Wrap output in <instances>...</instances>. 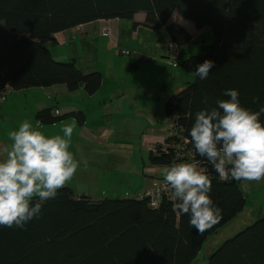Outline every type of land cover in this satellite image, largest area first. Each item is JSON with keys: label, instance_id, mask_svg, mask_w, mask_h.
I'll list each match as a JSON object with an SVG mask.
<instances>
[{"label": "trees", "instance_id": "16d2710c", "mask_svg": "<svg viewBox=\"0 0 264 264\" xmlns=\"http://www.w3.org/2000/svg\"><path fill=\"white\" fill-rule=\"evenodd\" d=\"M175 11L197 30L213 32L200 56L184 50L192 36L179 23L169 21ZM139 12L145 13L148 29L166 27L178 45L175 68H183L189 73L181 70L183 74L191 77L190 83L164 103L169 125L177 130V135L166 140L174 145L180 137L190 140L189 151L199 167L208 169L212 180L211 199L222 209L219 222L197 233L188 215L173 212V193L170 198L163 195L154 208L145 193L95 200L65 185L54 199L43 203L40 218L24 229L0 226V264H193L208 237L245 209L247 196L241 180L221 179L198 155L189 132L196 112L215 106L227 89L238 90L246 108L258 110L254 97L264 103V0H0V95L8 89H47L59 84L70 92L84 86L89 95L95 94L103 84V74L84 72L72 57L56 60L50 44L58 43L57 32L104 18L133 19ZM127 55L128 68L137 69L134 61L138 58L130 51ZM205 60L214 61L215 67L201 81L194 67ZM205 97L207 104L202 102ZM73 115L83 121V112ZM66 116L53 115L49 107L38 113L47 124ZM176 148L162 150L158 145L157 151L149 152L150 164H176ZM152 178L158 183L164 174ZM207 257L206 264H264V215Z\"/></svg>", "mask_w": 264, "mask_h": 264}, {"label": "rangeland", "instance_id": "374dc122", "mask_svg": "<svg viewBox=\"0 0 264 264\" xmlns=\"http://www.w3.org/2000/svg\"><path fill=\"white\" fill-rule=\"evenodd\" d=\"M143 13L144 12H142V14ZM142 14H140L138 18L142 17L141 19L144 22L145 15ZM178 16L181 17L177 11H175L169 21L179 23L181 27H183L186 32H190L192 36V40L184 46V50L189 55L200 56V54L203 53V44H209L213 32L210 28L202 29L199 31L202 33L199 37V34L201 33L189 24L187 27H184V24L178 20ZM116 19L122 18L116 17L109 19L108 22H104L101 26L100 24L94 25L93 31L89 33L90 38H88L85 43L92 45L98 50L96 57L93 60V63L95 62L96 64L94 65L96 66L94 68L98 69H93L99 70L103 74V78H105L107 74L110 75L114 72L113 78L115 80L121 79L120 81L123 83V87L120 89L124 91V94L128 95L123 96L117 91L112 93L117 86V83L115 82L110 86L109 92L107 93L108 95L106 96H103V94L98 95L101 91V87L93 95H89L85 91L84 86L80 88L84 91L77 89L72 91L73 93L66 89V92L69 94L72 93L73 101L69 98H65L64 101H72V107L69 105L61 107V110L63 111L81 110L85 112V121H82V119H79L80 121L77 119L75 120L76 123L80 125L79 129H83L85 134L83 146L90 147L94 152L97 151L98 148H101V146H97L93 141H101L102 143H105L109 150V154L113 158H111L110 161L109 173L107 170H104L102 172L103 175H100L99 177L87 174L90 180L83 181V179L79 177L78 182H74L75 179L72 177L71 180L65 184L68 185V187H71L75 193L84 194L96 200L112 198L113 195H115V198H123L125 196L133 198L138 195L142 196L143 193L146 194L154 184L157 185L156 188L158 189L166 185L165 183L159 184L161 181L156 183L155 180L152 179L150 180L147 189L144 191L142 189L146 179L149 178L150 175L152 177H155L158 174L162 176L166 168L165 166L157 167L149 162V152L157 151V145H159V143L163 144L162 150L168 147L169 145L166 139L169 137L168 135L171 131L175 129L174 125H169L167 116H165L164 103L170 95L178 93V91H180L187 82L190 83L191 80V77L186 75L189 73L183 68H178L179 71L176 72V63H174V61L177 59L179 52L178 49L174 50L171 45H168L169 42L174 41H170V39L166 41L158 36L157 33H154L155 35L153 36L150 32L145 33L142 31L140 33V39L133 38L132 40H125L122 43L123 47L117 49V45L112 41L114 36L110 35V30L113 33L111 20L115 21ZM123 20L128 21L133 19ZM133 22L139 24L136 21ZM98 28H101L99 32ZM156 38L159 40H155ZM81 41L82 38L79 37L78 43L80 46ZM105 41H107V48L115 50H107L105 48ZM109 43L114 45H108ZM157 45L160 46V48H158L160 49V52H157V49L153 50ZM86 46L88 47V45ZM72 49L76 52L74 45H72ZM65 51L66 50L60 51V58L68 61L69 58H63ZM129 51L131 53L135 51L142 56L146 55L145 58L150 59L141 61L135 60L134 63L137 65L141 66L145 61L155 62L145 67L142 66L139 70L129 69L127 66L130 57L127 55V52ZM149 51H153L151 52L153 54L149 55L147 53ZM60 53L56 52L55 56L60 55ZM83 59L84 58L81 60L85 63L86 60ZM156 62H160L163 65H159ZM151 70L152 72L155 71L156 73L160 72L167 75L169 80L174 84H170L167 77L163 80L164 82L156 77L152 78L150 81L143 82V79ZM181 70L186 74H183ZM84 72L89 71L84 70ZM181 74H183V76H181ZM105 83H107V78ZM140 83L141 86L137 88L139 91V100L137 101L134 88ZM128 87H132V89L129 90L127 89ZM57 90L58 88H51L47 91V95H42L47 102L49 101V104L54 103L53 105H50L51 108L56 107L58 102L57 96L61 95V92ZM1 97L4 99L5 95L1 94ZM143 102H145L148 107H144ZM28 106L31 109L33 102ZM23 112L26 115H29L28 110L25 109ZM15 113L16 112L6 115L5 119H0V143L3 141L6 146H9L11 143L8 136L9 132L17 130L19 125L25 120L41 130V127L31 119H23ZM38 119L39 121H42L41 118ZM65 119H67V117ZM68 120L69 122H72L71 118H68ZM42 123L45 122L42 121ZM159 128L163 129L161 130ZM156 133H158L159 137L149 136ZM87 134L89 135V138L91 137V140L88 138ZM94 154H96L94 155V159H97L98 156L103 158V155L100 153ZM190 157L193 158V155L191 154ZM104 164V161L101 159V165L106 166ZM118 164L120 166H118ZM86 168L87 165L80 164V167L75 174L82 175ZM162 182H164V180ZM240 184L244 195L247 196L245 209L237 217L232 219L231 223L229 222L208 237L206 246H204L200 254H198L196 262L193 264H206L208 259L207 255L209 253L217 249L225 240L239 233V231H242L247 225L254 223L259 217L264 215V179L259 181L242 179ZM161 192H165V189ZM118 193H121L122 195Z\"/></svg>", "mask_w": 264, "mask_h": 264}, {"label": "clouds", "instance_id": "9594fccd", "mask_svg": "<svg viewBox=\"0 0 264 264\" xmlns=\"http://www.w3.org/2000/svg\"><path fill=\"white\" fill-rule=\"evenodd\" d=\"M214 67V61L205 60L195 65L194 75L206 80ZM223 96L215 106L196 112L189 132L191 143L221 179H264V103L254 97L253 103L259 105L254 111L242 106L236 89L225 90ZM202 102L207 104L208 98ZM74 127L65 125L63 135L49 137L25 120L9 132L11 143L0 160V226L24 229L39 219L43 203L54 199L75 175L80 162L69 150ZM164 182L176 201L173 212L188 215L197 233L219 222L222 209L211 199L213 185L207 168L176 163L165 168Z\"/></svg>", "mask_w": 264, "mask_h": 264}, {"label": "crops", "instance_id": "0c3cea01", "mask_svg": "<svg viewBox=\"0 0 264 264\" xmlns=\"http://www.w3.org/2000/svg\"><path fill=\"white\" fill-rule=\"evenodd\" d=\"M140 14H142V12H139V14H136L135 17L133 18V20H128V21L123 20V19H116L115 21L111 20V26L113 29V33L110 30V35L114 36L112 41L117 45V49H120L123 47L122 43L125 40H132L133 38L140 39V35H141L140 33L142 31L145 33L150 32L151 34H153V36L155 35L154 33H157L158 36L162 37L166 41L169 39H170V41L172 40L171 36L167 32V29L165 26L163 28L152 30V31L150 29H148L144 25L145 22L142 21V19H141L142 17L138 18V16ZM142 15H145V14L143 13ZM144 20H145V17H144ZM178 20L184 24L183 25L184 27L185 26L187 27L188 24L195 27L193 25V23L191 21H189L188 19L186 20V19L178 16ZM108 21H109V19L104 18V19H100L97 21H92L91 24L88 23L86 25H81L80 27L71 28L68 31L57 32L55 37L58 38V43L57 44H50V46H49L50 49L52 50L54 58H56L57 60L58 59L60 60L61 59L60 58V56H61L60 51L66 50L65 55L68 56V58H70V57L75 58V60H77L78 66L81 70L93 71L94 69H98V68H94V67H96V66H94L96 64H95V62L93 63V60L96 57L98 50L96 48H94L92 45L86 44L85 41L88 38H90L89 33L91 31H93L94 25L100 24V26H101V24H103L104 22H108ZM133 21L138 22L139 25L135 27ZM100 29L98 28V32L100 31ZM199 31H201V30L199 29L198 32ZM199 33H201V32H199ZM79 37L82 38L81 46L78 43ZM155 40H159V39L156 38ZM107 41H105V48L109 51H114L115 49L110 50L109 48H107ZM72 45L75 46L76 52H74V50L72 49ZM86 45H88V47ZM108 45H114V44L109 43ZM158 48H160L159 45H157V47L154 48L153 50L157 49V52L158 51L160 52V49H158ZM56 52L60 53V55L55 56ZM151 52H153V51H149L147 53L149 55L153 54ZM132 54L136 58H138L139 61L150 60L148 58H145L146 55L142 56V55H140V53H137L135 51H133ZM73 55H75V56H73ZM82 58H84L83 60H86L85 63H83V61L81 60ZM153 62H155V61H145V63H143L141 66L139 65V67L137 69L139 70L142 66L145 67L149 64H153ZM156 63H158L159 65H163L160 62H156ZM177 70L178 69H176V71ZM113 73L114 72H112L110 75L107 74L105 76V78L103 80L104 84H102L101 89H100L101 91H100V93H98V95H102V94H103V96L108 95L107 93L109 92L110 86L115 82V83H117V86L113 90L112 93L117 91L121 95L127 96L128 94H124V91L120 89L123 87V83H121V81H120L121 79L115 80L113 78V75H114ZM181 76H183V74H181ZM154 77H156L160 81L164 82L161 75H160V72L156 73L155 71L152 72V70L146 75V77L143 79V82L150 81ZM106 78H107V83H105ZM169 83L174 84L172 81H169ZM140 86H141V83L138 84L137 87L135 86V88H134L135 94H136L135 98L137 101L139 100V91L137 88ZM51 88H58L57 91L61 92V95L57 96L58 102H57V105L55 108L50 107V105H53L54 103L49 104V101L47 102V100L42 96L43 94L47 95V91ZM66 89H67V87L65 85H56V86L48 87L47 89L40 88V87L27 88L24 90L8 89L4 99L0 95V119L1 120L5 119L6 115L12 114L13 112H16L15 114H17L21 118H23V119L29 118L32 121H34L36 124H38L41 127V130H43V132L49 137L57 135V134L63 135V133L61 131L62 128L65 125L74 124L75 127H74L73 135L71 138V146H70L69 150L73 153L74 157L76 158L77 161L80 162L81 165H83L84 164L83 162L86 161L87 162V168L83 171L82 175H76L75 174V176H73V179H75L74 182H78V180H79L78 178L80 177L81 179H83V181H87V180H90V178L87 176V174H92L94 177H99L100 175H103L102 172L104 170H107L109 173V167H110L109 165H110V161H111L112 156L109 154V150L106 147L105 143H102L101 141H97V140L93 141V143H95L97 146L98 145L101 146V148H98V150L94 151V152L90 147L83 146L85 134H84L83 129H79L80 125H78L75 121L77 119V116L73 115V113H75V112L77 113V112H83V111H81V110H78V111H76V110H70V111L69 110L68 111L61 110V107H64L66 105H69L70 107H72L71 104L73 101L72 100V93L73 92L69 94L68 92H66L67 91ZM127 89L131 90L132 87L131 88L128 87ZM79 90L84 91L82 89H79ZM149 90H150V88H149ZM109 94H111V93H109ZM65 98H69L72 101L66 102V101H64ZM32 102H33V106L30 109L28 105L31 104ZM143 105H144V107H148V105H146L145 102H143ZM48 107L52 109L53 115L56 114V115L60 116L63 114H67V116H66L67 119H61V121H58L56 123H49V124L42 123V121H39V119H38V113H39L38 111L41 112L43 109L48 108ZM25 109L28 110L29 115H26L23 112V110H25ZM83 115H84L83 121H85L86 120L85 112H83ZM68 118H71L72 122H69ZM159 129L162 130L163 128H159ZM92 131L97 132L95 130H92ZM87 136L89 138L88 134H87ZM149 136H153V137L158 136L159 137L158 133L151 134ZM142 140H143V138H142ZM159 145L163 148V144L159 143ZM7 149H8V146H6V144L2 141L0 143V160L4 159L6 157ZM94 153L102 154L103 158H100L98 156L97 159H94V155H96ZM101 159H102V161H104V163H105L104 165H106V166L101 165ZM118 166H120V165L118 164ZM149 178L146 179V182L144 183V186L142 187L143 191L147 189V186L149 185L150 180L153 179L151 175ZM118 194H121V193H118ZM113 197H115V195H113L112 198Z\"/></svg>", "mask_w": 264, "mask_h": 264}, {"label": "built area", "instance_id": "2783aa9c", "mask_svg": "<svg viewBox=\"0 0 264 264\" xmlns=\"http://www.w3.org/2000/svg\"><path fill=\"white\" fill-rule=\"evenodd\" d=\"M168 45H171L174 50H177V48H178L177 43H174V42H169ZM175 135H177V130L176 129H174L173 131H171V133L168 136L170 138H172L171 136H175ZM179 140H180V142L178 144H176V145H174L175 142H173V143L168 142V145L169 146L166 147V148H164V150H166L170 146H173V147L176 146L177 147L176 148V151H175L176 152V156H175L174 159L177 161V163L188 162V163H197L198 164V162L196 160H194L193 158L190 157L191 152L189 151L188 146H187L189 144L190 140L187 139V138H182V137H180ZM186 153H187V155H186ZM163 183H165V182H162L161 181L159 184H163ZM156 187H157V185L154 184L151 187V189H149L147 191V193H146V196L148 195L151 198V205L154 208L159 207V205H160V200L159 199L163 195H167V196H169V198L172 196V194H171L172 193V190L167 185H164V186H162L159 189L156 188ZM164 189H165V192L162 193L161 191H163ZM159 194H160V197H159Z\"/></svg>", "mask_w": 264, "mask_h": 264}]
</instances>
